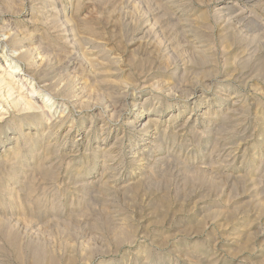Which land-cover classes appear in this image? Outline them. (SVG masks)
I'll return each mask as SVG.
<instances>
[{
	"label": "rangeland",
	"instance_id": "1",
	"mask_svg": "<svg viewBox=\"0 0 264 264\" xmlns=\"http://www.w3.org/2000/svg\"><path fill=\"white\" fill-rule=\"evenodd\" d=\"M0 40V264H264V0H0Z\"/></svg>",
	"mask_w": 264,
	"mask_h": 264
},
{
	"label": "bare ground",
	"instance_id": "2",
	"mask_svg": "<svg viewBox=\"0 0 264 264\" xmlns=\"http://www.w3.org/2000/svg\"><path fill=\"white\" fill-rule=\"evenodd\" d=\"M0 43H1V40H0ZM19 58H21V59H23V58H25L26 56H25V54L24 53H20L19 55ZM13 57H15L14 55H13ZM12 57V58H13ZM15 64V63H14ZM10 71H12V73H20L21 71H22V69H21V67L18 65V64H15V66H13L12 65V67L10 66ZM14 75V74H13ZM28 79H31V78H28ZM28 83V82H27ZM34 85V84H33ZM1 88V87H0ZM1 90V89H0ZM31 90V89H30ZM34 90V89H33ZM3 91V90H2ZM4 94V93H3ZM33 94H35V91H33ZM7 95H8V93H7ZM10 95V94H9ZM5 96V95H4ZM6 97V96H5ZM8 98V97H7ZM32 103V102H31ZM44 103V102H43ZM16 104V103H15ZM28 104H30L29 102H28ZM35 104V103H34ZM31 105V108L33 107L34 108V106H33V104H30ZM29 105V106H30ZM17 106H18V104H17ZM28 106V107H29ZM30 108V107H29ZM35 108L37 109V107L35 106ZM51 108V107H50ZM50 111V110H49ZM50 113V112H49ZM51 114V113H50Z\"/></svg>",
	"mask_w": 264,
	"mask_h": 264
}]
</instances>
